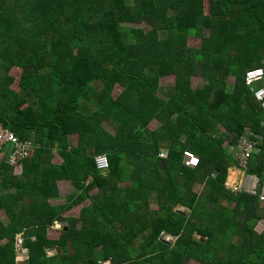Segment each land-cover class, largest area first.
I'll list each match as a JSON object with an SVG mask.
<instances>
[{
	"label": "trees",
	"instance_id": "obj_1",
	"mask_svg": "<svg viewBox=\"0 0 264 264\" xmlns=\"http://www.w3.org/2000/svg\"><path fill=\"white\" fill-rule=\"evenodd\" d=\"M196 36L201 47L188 44ZM260 68L264 0H0V117L40 143L21 175L0 164V264H18L19 234L27 264H264V201L226 186L245 136L258 151L244 172L264 184V100L245 81ZM186 151L198 167L183 165ZM128 179L134 193L124 196ZM63 181L74 193L55 205ZM85 202L79 218L65 215Z\"/></svg>",
	"mask_w": 264,
	"mask_h": 264
},
{
	"label": "rangeland",
	"instance_id": "obj_2",
	"mask_svg": "<svg viewBox=\"0 0 264 264\" xmlns=\"http://www.w3.org/2000/svg\"><path fill=\"white\" fill-rule=\"evenodd\" d=\"M139 27H141L142 29H145V30H149V26L146 23L139 25ZM202 39L203 38H199L197 36H196V38H194V37L189 38L188 44L191 47H201ZM21 75H22V71H20V70H14L12 72V76L16 78V82L13 85V88L16 91H18L19 93H21V88H20V84H19ZM175 78H176L175 75H172L171 77H165V78L161 79L160 90L158 92L159 96L167 95L170 93L171 88L175 85ZM227 81L231 85H233L235 83L236 79H235V77H228ZM204 83H205V81L201 77L193 78L194 87L203 86ZM120 91H121V88L117 87L113 93V96L116 97L120 93ZM159 125H160L159 122L157 120H154L151 123L150 128L152 130H154L157 127H159ZM104 127L106 129L110 130L111 133H115V129L113 127H111L109 124H107L106 122L104 123ZM3 129L9 130L12 133L16 134V132H14L9 126H7L6 123L0 117V131ZM70 140H71V144L73 146L76 147L78 145V138L76 135L71 136ZM39 146H40V143H35L36 148H38ZM11 151H12V149H11ZM255 151H258V150H255ZM238 155H239V152H238ZM3 156H4V154L0 153V164H1ZM11 158H12V153H11ZM166 158H167V156L164 157V159H166ZM3 161L10 164V162H9L10 160L8 161V159H5ZM20 161H21V159H20ZM64 161H65V156H62L56 152L54 159H53V162L56 164H62V163H64ZM11 164H12V162H11ZM12 165L14 167H16V175H21L23 173V170H24L23 166L14 165V164H12ZM128 167H131V166H128ZM196 167H198V166H196ZM235 170L239 172L238 178L236 180L234 178H231L232 177L231 173ZM91 181H92V179L88 178L87 184H89ZM131 182H132V179H128V180L121 182L119 184V186L122 188V191L126 190L125 192H123L124 196H131V194L134 193L133 191H131L129 189L131 187L130 186ZM226 186L231 188L233 191H245V192H248V193L254 195L258 192L257 189H262L264 187V184H261V182H258V180H256V178L254 176H249L246 173H243L242 171H240L237 167H233L232 169H230L229 177H228ZM59 189H60V194H59L60 197L58 199L51 200V202L55 205H64L71 199V196L74 193V188H73V185L67 181V182H60L59 183ZM201 189H202L201 184L195 185V187L193 188V190H195L196 192H200ZM98 190H99V188H95L94 192H97ZM26 204L29 208V204H30L29 200H26ZM83 204L87 205V204H89V202H85ZM79 209H80V206H76L72 210H70L68 213H66L65 215H69L71 217H78L79 216V214H78ZM175 211L187 213V214L189 213L188 208H185V207H177L175 209ZM0 219H2V220L7 219L6 212H4V211L0 212ZM63 229H64V226L61 224H58L57 226L53 227L51 229V232H50V237L53 239H59L63 233ZM263 229H264V221H262L261 223H259L256 226L255 231L260 233ZM164 235L162 234V237L164 236L163 237L164 241L171 242V243L175 242L176 237H173L169 234H164ZM196 239H200V237L196 235ZM6 242H7V240H4L2 243L4 244ZM24 243H25V235L19 234L17 237V251H18L17 263L18 264H27L28 260L30 259V255H29L28 250L24 249V247H25ZM49 253L51 256H53L57 252L51 251ZM104 264H110V263L105 262ZM189 264H198V263H196L192 260V261H190Z\"/></svg>",
	"mask_w": 264,
	"mask_h": 264
},
{
	"label": "built area",
	"instance_id": "obj_3",
	"mask_svg": "<svg viewBox=\"0 0 264 264\" xmlns=\"http://www.w3.org/2000/svg\"><path fill=\"white\" fill-rule=\"evenodd\" d=\"M245 81L247 85H251L252 88H254V94L256 98L259 100H264V68L248 71L245 76ZM255 148V143L249 142L246 139V136L239 143V155L237 158L240 165L239 170L243 173H245L244 169H247L248 160L251 157L252 153L255 152ZM35 150V143L32 140H22L15 133H12L11 131L6 129L0 131V153L4 154L2 160L8 159V161L10 160V164L12 162V164L14 165H21L20 162L23 159L31 158L34 155ZM166 156L167 152L163 151L160 153L161 158H164ZM95 161L100 171L104 172L109 169V160L106 155L97 156L95 158ZM183 165L189 168H195L199 165V159L192 152L186 151L184 153ZM257 190V193L260 196V200L264 201V187L261 189V192H259V189Z\"/></svg>",
	"mask_w": 264,
	"mask_h": 264
},
{
	"label": "water",
	"instance_id": "obj_4",
	"mask_svg": "<svg viewBox=\"0 0 264 264\" xmlns=\"http://www.w3.org/2000/svg\"><path fill=\"white\" fill-rule=\"evenodd\" d=\"M199 237H200V242L201 243H205V241H206V237L205 236H203V235H201V234H197ZM57 249L59 250V252H60V248L59 247H57ZM109 263L110 264H114V262H113V260L112 259H109Z\"/></svg>",
	"mask_w": 264,
	"mask_h": 264
},
{
	"label": "crops",
	"instance_id": "obj_5",
	"mask_svg": "<svg viewBox=\"0 0 264 264\" xmlns=\"http://www.w3.org/2000/svg\"><path fill=\"white\" fill-rule=\"evenodd\" d=\"M63 182H65V181H63ZM93 193H96V192H94V190H93V192H91V194L93 195ZM84 205H86V204H82V206H80V209H79V211H78L79 216H78V217H75V218H79V217H80L81 208H82ZM67 216H69V215H67ZM260 223H261V222H260ZM262 231H263V230H262ZM262 231H261V232H262Z\"/></svg>",
	"mask_w": 264,
	"mask_h": 264
}]
</instances>
